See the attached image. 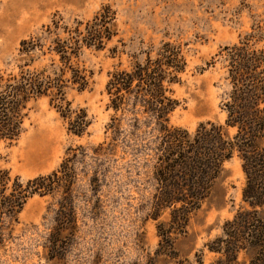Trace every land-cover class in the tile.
Instances as JSON below:
<instances>
[{
    "label": "rangeland",
    "instance_id": "374dc122",
    "mask_svg": "<svg viewBox=\"0 0 264 264\" xmlns=\"http://www.w3.org/2000/svg\"><path fill=\"white\" fill-rule=\"evenodd\" d=\"M103 7L115 16L116 35L103 51L84 52L82 62L94 73L91 85L67 96L73 111L88 113V133H70L69 120L42 97L31 105L19 140L0 142V170L24 181L49 175L75 158L70 196L61 191L36 195L18 222L6 221L0 264H219L224 257L207 244L224 236L236 213L252 209L243 199L246 177L238 157L226 164L211 199L191 216L187 234L174 240V251L159 255L157 225L168 223L169 211L159 221L148 218L153 187L145 182L140 157L119 151L97 158L92 151L104 140L114 113L106 91L110 74L143 62L168 41L183 44L188 60L173 87L179 105L170 124L191 133L202 123L224 125L222 101L230 86L218 54L251 34L264 47V0H0V76L20 72L21 41L40 35L54 21L68 27L88 22ZM82 146L86 153L76 151L74 157L71 150ZM257 213L264 219V208ZM261 259L254 250L242 251L237 264H264Z\"/></svg>",
    "mask_w": 264,
    "mask_h": 264
},
{
    "label": "trees",
    "instance_id": "16d2710c",
    "mask_svg": "<svg viewBox=\"0 0 264 264\" xmlns=\"http://www.w3.org/2000/svg\"><path fill=\"white\" fill-rule=\"evenodd\" d=\"M114 21L110 7H103L88 22L79 20L68 27L54 21L40 35L21 41L20 72L0 76V142L19 140L31 105L42 97L69 120L70 133H88V113L73 111L67 96L71 90L83 93L90 87L94 73L82 56L86 50L106 48L116 35ZM254 37L218 54L230 86L222 101L224 125L202 123L193 133L170 124L179 105L173 87L188 66L183 44L165 42L143 62L110 74L106 91L114 113L104 140L92 152L97 158L119 151L140 157L145 182L153 187L148 218L159 221L169 211L168 223L157 225L159 255L174 251V240L187 234L191 216L211 199L224 179L226 164L238 157L246 177L243 199L252 209L236 213L225 225L224 236L207 248L224 257L219 264H237L239 254L251 250L264 261V219L257 213L264 208V47L253 42ZM76 151L83 155L87 148L72 149L74 157ZM73 159L65 160L60 170L28 181L0 170V244L6 221L10 226L18 222L33 197L60 191L71 195ZM98 181L94 172L91 182L95 186Z\"/></svg>",
    "mask_w": 264,
    "mask_h": 264
}]
</instances>
